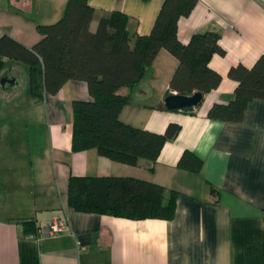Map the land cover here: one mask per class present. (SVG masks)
<instances>
[{"label":"crops","instance_id":"1","mask_svg":"<svg viewBox=\"0 0 264 264\" xmlns=\"http://www.w3.org/2000/svg\"><path fill=\"white\" fill-rule=\"evenodd\" d=\"M97 10L128 15L127 29L149 34L163 0H87ZM67 0H0V34L30 47L36 26L58 20ZM96 23H92L95 28ZM219 34L224 54L209 66L219 85L192 111L169 110L163 99L176 58L160 49L143 77L118 92L128 96L120 119L163 133L180 126L153 161H113L95 148L71 149L73 100H91L87 83L67 80L37 99L27 64L4 58L0 70V264H264V98L248 102L242 119L207 116L233 97L232 65L252 66L264 54V0H197L178 21L177 36ZM184 150L202 159L198 172L177 166ZM70 175L131 176L178 192L171 218L130 219L77 211L67 205ZM62 217V230L43 227ZM33 220L34 233L23 232Z\"/></svg>","mask_w":264,"mask_h":264},{"label":"trees","instance_id":"2","mask_svg":"<svg viewBox=\"0 0 264 264\" xmlns=\"http://www.w3.org/2000/svg\"><path fill=\"white\" fill-rule=\"evenodd\" d=\"M197 0H163L149 34L127 29L129 17L118 10H97L87 0H67L61 17L38 24L40 38L30 47L10 35L0 34V70L4 58L29 67V88L37 99L55 93L70 79L87 83L91 100H73L71 149L95 148L109 159L135 165L139 159H156L166 140L173 139L180 126L169 123L163 133L135 127L119 117L128 96L122 86H133L160 49L177 60L167 92L206 94L216 88L221 75L208 62L213 53L223 55L219 34L213 31L192 34L184 44L177 36L180 17L187 16ZM95 22V28L92 23ZM228 76L237 82L233 97L214 103L207 116L238 122L248 102L264 98V54L250 67L232 65ZM202 159L189 150L177 166L198 172ZM176 190L131 176L70 175L67 205L77 211L130 219H169L175 211ZM33 220L23 221V232L34 233Z\"/></svg>","mask_w":264,"mask_h":264},{"label":"water","instance_id":"3","mask_svg":"<svg viewBox=\"0 0 264 264\" xmlns=\"http://www.w3.org/2000/svg\"><path fill=\"white\" fill-rule=\"evenodd\" d=\"M203 100V94L195 91L191 94L170 93L163 99V105L169 110L189 112L197 108Z\"/></svg>","mask_w":264,"mask_h":264},{"label":"built area","instance_id":"4","mask_svg":"<svg viewBox=\"0 0 264 264\" xmlns=\"http://www.w3.org/2000/svg\"><path fill=\"white\" fill-rule=\"evenodd\" d=\"M63 223H64V220L62 219V217L54 219L48 225L43 227L42 233L44 235H51V236L56 235L62 230Z\"/></svg>","mask_w":264,"mask_h":264}]
</instances>
